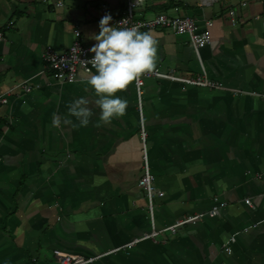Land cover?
<instances>
[{
  "label": "crops",
  "instance_id": "obj_1",
  "mask_svg": "<svg viewBox=\"0 0 264 264\" xmlns=\"http://www.w3.org/2000/svg\"><path fill=\"white\" fill-rule=\"evenodd\" d=\"M119 9V0H0V91L11 92L0 106V264H57L55 249L103 254L91 264H264V0H142L144 17L191 16L211 37L196 50L185 34L147 31L157 40L155 68L206 72L222 84L145 82L148 155L164 192L154 225L138 186L135 81L117 93L128 100L125 113L104 121L88 84L95 69L60 83L43 60L48 46L68 49L76 28L92 47L101 18L111 14L114 24ZM81 97L93 113L87 125L69 111ZM216 200L226 202L218 216L158 231ZM153 230L155 240L127 248Z\"/></svg>",
  "mask_w": 264,
  "mask_h": 264
},
{
  "label": "built area",
  "instance_id": "obj_2",
  "mask_svg": "<svg viewBox=\"0 0 264 264\" xmlns=\"http://www.w3.org/2000/svg\"><path fill=\"white\" fill-rule=\"evenodd\" d=\"M120 9L119 15L114 20V24L123 21V26L131 27L136 26L140 31H152V30H169L175 34H185L189 37L192 46L199 50L201 47L210 44L211 37L209 33L200 25L199 21L191 16L181 15L177 13H171L168 11H161L156 13L152 17H144L140 11L142 0H119ZM61 1H57L56 5L60 6ZM120 26V25H117ZM75 39L71 46L64 51H57L53 47L48 46L43 53V60L45 67L49 70L53 77L60 83H74L79 78V73L84 72L85 74H91L93 68L87 60H89L94 53L90 51L91 47L84 44L80 39V30L75 29ZM0 40H4V33L0 31ZM149 78L164 79L169 81L179 82L184 85H193L199 87H205L209 89H220L222 84L208 77L206 72L196 76H186L177 74L175 71H164L160 68H154L150 72L141 74V76L135 80L138 102L141 113V142H142V168L143 172L138 180V186L144 191L147 198V212L151 220L152 225L155 224V211H156V200L163 196V191L156 184V176L152 171L149 155H148V133L145 129L144 120L142 116V105H143V93L145 82ZM19 87H22L23 92H30L32 87L23 82ZM10 91H0V106L9 103ZM1 161V159H0ZM248 206H253V201L250 197L244 200ZM226 205V202H214L213 206L207 210L190 215L183 216L175 223L158 230L159 232H171L175 233L177 228L188 224H196L207 217H216L220 214L221 206ZM157 230H153L151 234L146 237L137 238L127 244V248L131 249L134 245L150 237L155 240V233ZM236 242L235 237H231L229 241L223 245L226 252L232 251V244ZM115 251V250H113ZM54 256L57 264H91L92 262L99 259L100 256H85L79 253H72L64 251L62 249H55ZM105 253L104 255L110 254Z\"/></svg>",
  "mask_w": 264,
  "mask_h": 264
},
{
  "label": "clouds",
  "instance_id": "obj_3",
  "mask_svg": "<svg viewBox=\"0 0 264 264\" xmlns=\"http://www.w3.org/2000/svg\"><path fill=\"white\" fill-rule=\"evenodd\" d=\"M112 19L111 14H106L99 21L100 31L93 34L92 39L96 43L90 49L94 56L87 60L95 69L88 84L97 94L95 103L104 121L125 113L128 100L117 93L126 89L141 74L152 71L158 58L157 40L150 32H142L134 25L123 26L124 20L110 24ZM89 103L87 98L81 97L73 101L69 108L83 125H87L93 115ZM53 123L60 125V118H54Z\"/></svg>",
  "mask_w": 264,
  "mask_h": 264
},
{
  "label": "rangeland",
  "instance_id": "obj_4",
  "mask_svg": "<svg viewBox=\"0 0 264 264\" xmlns=\"http://www.w3.org/2000/svg\"><path fill=\"white\" fill-rule=\"evenodd\" d=\"M189 2H196V3H200L201 0H188ZM138 103V107H139V102L137 101ZM139 130H140V133H141V120H139Z\"/></svg>",
  "mask_w": 264,
  "mask_h": 264
},
{
  "label": "bare ground",
  "instance_id": "obj_5",
  "mask_svg": "<svg viewBox=\"0 0 264 264\" xmlns=\"http://www.w3.org/2000/svg\"><path fill=\"white\" fill-rule=\"evenodd\" d=\"M203 2H211V1H213V0H202Z\"/></svg>",
  "mask_w": 264,
  "mask_h": 264
}]
</instances>
